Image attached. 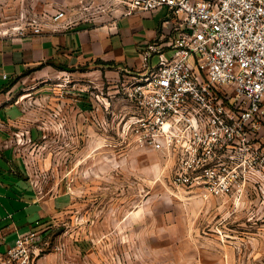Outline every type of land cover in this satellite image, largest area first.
I'll list each match as a JSON object with an SVG mask.
<instances>
[{"label":"rangeland","instance_id":"rangeland-1","mask_svg":"<svg viewBox=\"0 0 264 264\" xmlns=\"http://www.w3.org/2000/svg\"><path fill=\"white\" fill-rule=\"evenodd\" d=\"M130 1L0 0V40L107 25L128 15ZM142 71L71 67L26 100L24 142L14 136L12 144L46 197H73L40 234L36 264H264L256 195L220 199L173 187L176 164L137 142L124 87ZM39 127L33 140L27 132Z\"/></svg>","mask_w":264,"mask_h":264},{"label":"built area","instance_id":"built-area-1","mask_svg":"<svg viewBox=\"0 0 264 264\" xmlns=\"http://www.w3.org/2000/svg\"><path fill=\"white\" fill-rule=\"evenodd\" d=\"M130 6L128 15L167 10L162 26L172 32L145 46L142 73L132 77V89L124 87L137 142L176 164L173 187L220 199L256 195L264 204V0H131ZM24 135L15 134L19 143ZM44 231L20 235L0 252V264H35Z\"/></svg>","mask_w":264,"mask_h":264},{"label":"crops","instance_id":"crops-1","mask_svg":"<svg viewBox=\"0 0 264 264\" xmlns=\"http://www.w3.org/2000/svg\"><path fill=\"white\" fill-rule=\"evenodd\" d=\"M166 15L165 9L152 15L136 12L98 27L0 40V252L11 248L20 235L51 228L73 203L67 192L47 197L38 193L21 146L12 144L15 134L24 128L26 100L63 69L87 65L108 69L97 64L102 61L121 70H140L145 46L161 44L162 38L172 35L162 26ZM40 64H44L41 69L26 74ZM29 90L31 93H25ZM36 132L40 137L42 130L29 129L28 135L36 140Z\"/></svg>","mask_w":264,"mask_h":264},{"label":"trees","instance_id":"trees-1","mask_svg":"<svg viewBox=\"0 0 264 264\" xmlns=\"http://www.w3.org/2000/svg\"><path fill=\"white\" fill-rule=\"evenodd\" d=\"M97 64L104 65V66H108V67H114L115 66L113 63H105V62H102V61H98ZM43 66H44V64H40V65H38V66H36V67L28 70L26 74H29V73H31V72H33L35 70H39Z\"/></svg>","mask_w":264,"mask_h":264}]
</instances>
